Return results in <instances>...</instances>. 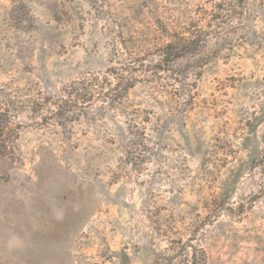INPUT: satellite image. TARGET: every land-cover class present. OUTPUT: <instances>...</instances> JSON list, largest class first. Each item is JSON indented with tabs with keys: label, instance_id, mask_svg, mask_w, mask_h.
<instances>
[{
	"label": "rangeland",
	"instance_id": "374dc122",
	"mask_svg": "<svg viewBox=\"0 0 264 264\" xmlns=\"http://www.w3.org/2000/svg\"><path fill=\"white\" fill-rule=\"evenodd\" d=\"M211 1L0 0V111L22 126L15 158L0 155V264H188L191 237L208 264H264V0L245 42L192 79L193 101L171 109L131 91L151 111L140 171L120 164L129 134L116 113L66 139L34 112L38 96L109 66L116 15L129 37L150 13Z\"/></svg>",
	"mask_w": 264,
	"mask_h": 264
},
{
	"label": "trees",
	"instance_id": "16d2710c",
	"mask_svg": "<svg viewBox=\"0 0 264 264\" xmlns=\"http://www.w3.org/2000/svg\"><path fill=\"white\" fill-rule=\"evenodd\" d=\"M253 1L212 0L210 8L185 3L178 10H157L150 13L154 15L149 21L143 19L146 23L129 25V37H124L125 27L118 22L123 19L116 15L108 30L113 42L109 66L85 73L66 85L57 97L38 96L33 106L35 113H41V126L56 127L70 139L75 125L82 121L94 123L97 115L114 112L125 120L129 134L120 164L142 170L152 155L145 127L151 111L131 105V91L142 85L153 102L167 103L171 109H175L172 104L179 105L182 95L193 101L196 82L192 79H198L202 68L221 52L232 51L245 42L243 32L255 15ZM21 129L12 121L8 109L0 111V155L15 158L14 144ZM189 240L192 251L188 264H208L206 249L192 244V237ZM174 258L159 254L153 264H176Z\"/></svg>",
	"mask_w": 264,
	"mask_h": 264
}]
</instances>
